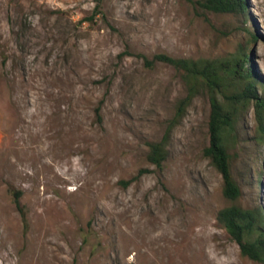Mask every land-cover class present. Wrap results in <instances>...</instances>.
Instances as JSON below:
<instances>
[{"label": "rangeland", "instance_id": "1", "mask_svg": "<svg viewBox=\"0 0 264 264\" xmlns=\"http://www.w3.org/2000/svg\"><path fill=\"white\" fill-rule=\"evenodd\" d=\"M98 1L0 0V264H261L218 221L233 205L264 212L254 104L230 145L231 201L204 155L209 92L177 117L183 74L144 57L226 60L251 46L262 97L264 0L246 14L204 0H100L99 14ZM164 140L158 167L149 144Z\"/></svg>", "mask_w": 264, "mask_h": 264}, {"label": "trees", "instance_id": "2", "mask_svg": "<svg viewBox=\"0 0 264 264\" xmlns=\"http://www.w3.org/2000/svg\"><path fill=\"white\" fill-rule=\"evenodd\" d=\"M247 0H204L198 4L214 13L246 14ZM100 0L98 1L99 12ZM100 14V12H99ZM90 18L88 20H93ZM257 39L252 36L253 42ZM251 46L241 48V54L226 60H190L173 58L166 54L155 55L153 60L146 57L145 63L152 67L155 62L173 66L183 74L188 86V94L177 107V117L181 118L193 99L206 89L211 99V114L209 120L210 144L205 148L204 155L210 159L213 166L224 179V196L237 201L241 196L239 185L232 173L231 141H235V132L239 115L254 104L257 120V138L264 141V96H259L257 81L252 69L248 66L252 57ZM241 86L228 94L229 87ZM240 88V87H239ZM218 95H223L221 101ZM99 111V109H98ZM166 140L149 144L148 160L162 167L167 158ZM146 171L128 182H121L125 187L138 180ZM20 192L15 193V202L20 207ZM25 219V216H24ZM218 221L232 240L241 248V253L255 262L264 264V212L245 210L236 205L222 209Z\"/></svg>", "mask_w": 264, "mask_h": 264}]
</instances>
